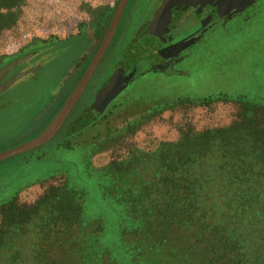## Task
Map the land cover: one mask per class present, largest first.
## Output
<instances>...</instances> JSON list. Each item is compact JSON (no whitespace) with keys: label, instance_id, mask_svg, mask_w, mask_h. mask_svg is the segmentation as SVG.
I'll return each instance as SVG.
<instances>
[{"label":"rangeland","instance_id":"374dc122","mask_svg":"<svg viewBox=\"0 0 264 264\" xmlns=\"http://www.w3.org/2000/svg\"><path fill=\"white\" fill-rule=\"evenodd\" d=\"M119 1L18 0L1 7L0 68L30 52L43 55L52 48L61 52L49 63H45L49 56L42 57L44 68L26 78L35 83L26 95L17 90V95L8 96L7 105L0 106V152L32 140L53 120L97 53ZM243 15L249 18L243 21ZM141 17L133 11L117 30L75 107L80 115L69 130L88 114L97 113L96 122L59 138V143L54 137L0 161V204L22 189L19 203L31 205L49 188L67 181L85 194L86 220H101L105 229L101 240L94 236L83 253L89 264L107 247L114 250L118 264H134L119 243L122 209L102 191L106 166L133 152L157 149L164 141H178L187 129L241 123L251 107L264 128V4L243 6L223 27L183 46L167 72H155L142 62L149 63L157 47L135 50L132 76L122 81L102 112L94 110L93 103L115 81L128 53L145 35L140 37L137 29ZM132 38H139L138 43L132 44ZM34 63L33 59L24 65ZM101 260L111 264L108 255Z\"/></svg>","mask_w":264,"mask_h":264},{"label":"trees","instance_id":"16d2710c","mask_svg":"<svg viewBox=\"0 0 264 264\" xmlns=\"http://www.w3.org/2000/svg\"><path fill=\"white\" fill-rule=\"evenodd\" d=\"M17 1L0 0V9ZM3 25L0 13V31ZM249 109L241 123L187 129L178 141L102 170L103 193L122 209L119 243L129 261L264 264V128ZM96 114L70 131L75 109L55 140L87 129ZM21 190L0 204V264H89L83 253L105 229L86 220L85 194L67 181L28 205L17 199ZM104 249L94 264H104L103 255L118 264L114 250Z\"/></svg>","mask_w":264,"mask_h":264},{"label":"flooded vegetation","instance_id":"af4514ba","mask_svg":"<svg viewBox=\"0 0 264 264\" xmlns=\"http://www.w3.org/2000/svg\"><path fill=\"white\" fill-rule=\"evenodd\" d=\"M252 4L259 7L264 4V0H128L117 30L122 24H125L129 16H131L134 11L141 13L142 17H144V20H142L137 29L140 30V37L143 33L145 35L140 40V37L131 39L130 42L132 44H136V42L138 43L139 40V45H137V48L130 50L128 53L129 59L123 63L115 81L119 78L121 84L125 78L132 76L134 69H136V66H134L135 63L133 62L134 55L138 52L137 49L139 48L157 47V52L150 62L148 63L147 59L142 62L152 67L153 71L155 68V72L169 71L172 69L170 66L177 62V59L173 57L182 49L183 46L187 47L192 41L196 42L202 40L215 28L223 27L224 24L236 18L235 16L238 15L239 10L243 6ZM254 14H256V12ZM149 16H151L150 19L148 18ZM248 18L249 16L246 17L243 15L240 19L244 21ZM152 28L154 29V32L152 36L149 37ZM52 49L45 51L43 55H40L35 51L25 54L19 59L28 56L26 60L20 61V63L5 72L0 79V86H3L6 82L18 74L24 72L27 73L16 79L10 86L0 93V106L7 105L10 101L8 96L17 95V90H20L18 95H26L28 90H30L35 84L31 79L26 80V78L30 77L29 75L42 70L45 63L52 61L54 57L61 52V49ZM135 50L137 52H135ZM46 56L49 57L45 63L39 62L42 57ZM33 59L35 60L34 64H30L29 66L24 65L27 62L31 63ZM10 63L2 66L0 69L6 67ZM132 64L133 66H131ZM77 83L72 87L68 95L72 93ZM85 90L75 107L82 99Z\"/></svg>","mask_w":264,"mask_h":264},{"label":"water","instance_id":"95a60500","mask_svg":"<svg viewBox=\"0 0 264 264\" xmlns=\"http://www.w3.org/2000/svg\"><path fill=\"white\" fill-rule=\"evenodd\" d=\"M128 0H120L116 11L114 13V16L112 18V21L110 23V26L108 28V31L97 51L94 58L92 59L91 63L89 64L88 68L86 69L84 75L72 91V93L69 95L67 100L65 101L64 105L61 107L59 112L56 114V116L53 118V120L48 124V126L35 138L32 140L25 142L19 146H16L12 149L5 150L0 152V161L16 156L18 154L31 151L33 149H36L49 141H51L62 129L65 122L67 121L68 117L70 116L71 112L73 111L75 105L77 104L78 100L80 99L82 93L86 89L87 85L89 84L90 80L92 79L95 71L97 70L98 66L100 65L115 33L119 26V23L121 21V18L123 16L124 10L126 8ZM154 29L152 28L150 31V36H152ZM28 56H25L21 59H18L6 67L0 69V79L5 74L7 70L12 68L13 66L20 63V61L26 60ZM27 72L18 74L14 76L12 79H10L8 82H6L3 86H0V93H2L8 86H10L16 79L19 77L25 75ZM120 88V79L118 78L117 81H111L107 89L104 91V93L96 99V101L93 103L92 108L98 112H102L105 108V106L108 104V102L115 96L114 94L116 91Z\"/></svg>","mask_w":264,"mask_h":264}]
</instances>
